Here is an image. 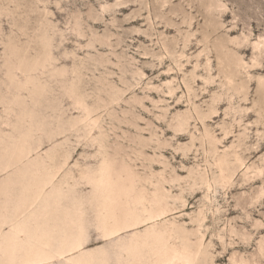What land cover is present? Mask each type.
<instances>
[{"label": "rangeland", "instance_id": "1", "mask_svg": "<svg viewBox=\"0 0 264 264\" xmlns=\"http://www.w3.org/2000/svg\"><path fill=\"white\" fill-rule=\"evenodd\" d=\"M0 264H264V0H0Z\"/></svg>", "mask_w": 264, "mask_h": 264}]
</instances>
